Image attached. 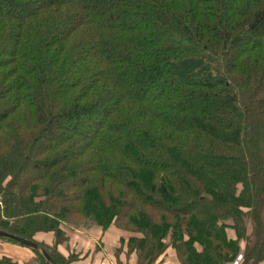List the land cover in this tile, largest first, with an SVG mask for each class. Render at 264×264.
<instances>
[{
	"label": "trees",
	"instance_id": "16d2710c",
	"mask_svg": "<svg viewBox=\"0 0 264 264\" xmlns=\"http://www.w3.org/2000/svg\"><path fill=\"white\" fill-rule=\"evenodd\" d=\"M92 226L264 263V0H0V230Z\"/></svg>",
	"mask_w": 264,
	"mask_h": 264
},
{
	"label": "rangeland",
	"instance_id": "374dc122",
	"mask_svg": "<svg viewBox=\"0 0 264 264\" xmlns=\"http://www.w3.org/2000/svg\"><path fill=\"white\" fill-rule=\"evenodd\" d=\"M230 236L232 232L229 231ZM234 234V233H233ZM132 235L115 227L108 229L105 233L98 226L70 230L68 243L59 246L60 252L69 256L75 254L76 260L72 264H134L135 255H129V247L120 243L123 236L126 239ZM234 236V235H233ZM46 239L47 236H40ZM52 239L49 240L51 242ZM118 249V250H117ZM7 253L13 262L18 264H46L29 248L0 239V255ZM242 256L234 262L240 264ZM158 264H180L175 250L170 248L158 261Z\"/></svg>",
	"mask_w": 264,
	"mask_h": 264
},
{
	"label": "water",
	"instance_id": "95a60500",
	"mask_svg": "<svg viewBox=\"0 0 264 264\" xmlns=\"http://www.w3.org/2000/svg\"><path fill=\"white\" fill-rule=\"evenodd\" d=\"M0 238H9L19 242L22 246L36 250L37 252L44 255L46 258V264H57L55 259L48 253L47 249L40 243L6 232L4 230H0Z\"/></svg>",
	"mask_w": 264,
	"mask_h": 264
},
{
	"label": "crops",
	"instance_id": "0c3cea01",
	"mask_svg": "<svg viewBox=\"0 0 264 264\" xmlns=\"http://www.w3.org/2000/svg\"><path fill=\"white\" fill-rule=\"evenodd\" d=\"M3 255L10 257L6 252L3 253V251H2L1 256H3ZM262 264H264V263H262Z\"/></svg>",
	"mask_w": 264,
	"mask_h": 264
}]
</instances>
